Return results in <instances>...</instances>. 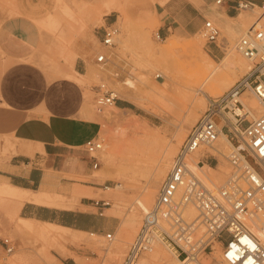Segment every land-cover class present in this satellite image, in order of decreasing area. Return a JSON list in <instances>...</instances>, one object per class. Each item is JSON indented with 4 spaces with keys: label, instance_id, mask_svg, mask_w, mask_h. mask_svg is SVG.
Masks as SVG:
<instances>
[{
    "label": "rangeland",
    "instance_id": "374dc122",
    "mask_svg": "<svg viewBox=\"0 0 264 264\" xmlns=\"http://www.w3.org/2000/svg\"><path fill=\"white\" fill-rule=\"evenodd\" d=\"M166 1L0 0V4L10 16H26L34 20V24L39 30L40 42L29 61L40 66L50 77H61L58 72L71 69L77 55L87 60L88 75L82 81V85L87 91V107L90 113L87 116L91 119L95 118L99 123V138L104 141V149L96 155L97 160H92L86 151L79 153L81 162L89 169L87 174L60 175L62 177L60 180L66 184L65 186H61L62 188L59 189L41 188L34 193L37 194L41 190L59 198L63 205H44L57 216L56 221L53 222L58 224H60L59 220L72 222V211L85 209V204L92 205L99 201L100 212L104 213L103 217L97 218L99 219L97 220V228L100 231H97V228L84 231L71 226L69 227L73 228L72 230L54 228L53 231L52 227L42 223L24 221L20 216L22 205H17L15 200L4 198L0 194V260H6L7 264H79V261L80 264L82 262L84 264H122L131 243L141 228L144 217V214L136 209L134 200L144 197L149 184L150 173L156 167L155 160L151 162L152 164L131 161L126 151L128 145L143 139L144 131L151 134L157 133L162 136L160 137L163 140L165 139L166 144H170L172 137L182 126L185 128L184 138L178 143L179 145L173 143L176 152L168 160L169 171L173 158L178 153L191 128L213 104H216L214 101L226 95L248 72H240L241 74L238 72L237 76L230 75V85L228 84L230 87L227 86L228 88L215 87L213 89L210 81L205 79L200 89L194 87L195 90H190L189 93L191 94L188 93L189 97H183L178 91L181 86H193L199 80L195 64L186 62L184 58H178L179 55H172L170 67L175 73V81L172 82L162 68L152 69L148 49L159 50L167 46L168 39L178 41L181 44L190 43V45L197 47L193 54V61L199 60L201 64L206 63L208 65L213 62L214 65L212 64V66H218L225 57L236 53V42L253 27L260 16H264V12L260 9L241 11V18L237 23H235L236 21H229L227 24H224L219 16L216 20L207 16L205 22H213L220 30V37L217 42L208 43L202 35V30L185 37L174 34L165 38L160 35V23L155 7L157 4L163 5ZM231 24L237 25L236 31L229 30ZM110 25H114L118 29V35L115 45L108 49L102 45V38L104 29ZM100 54H106L111 59V62L105 67L96 64V57ZM156 73L160 74L161 77L157 78ZM143 74H149L155 83L164 82V86H170V91L162 94H149L146 89L144 91L141 89V95H136L138 100L133 101L132 93L126 91L122 95L115 86L116 81H123L130 76ZM101 85H105L106 90L115 91L119 100H124L127 105L132 106L129 107L130 110L110 106L102 112H98L95 107V97L98 95ZM160 86L163 85L160 84ZM205 90L208 93L202 92ZM244 93L256 103L258 102L252 91L248 90ZM191 108L195 109L197 121L194 124L186 125V120H184L187 116L186 110ZM220 108L222 109V106H218V109ZM108 114L115 117L109 120ZM182 115V122L177 123L178 127L175 122ZM219 115L220 117H215V120L218 125L222 126L224 119L221 120V114L219 113ZM247 119L249 121L255 120L251 115ZM127 120H138L143 129L128 126ZM246 125L244 123L239 128L243 131ZM224 132L228 134L230 139L233 137L228 128H224ZM113 140L118 141L119 152L114 160L110 161L106 152ZM231 141L236 146L237 138ZM14 147L15 143L11 137L6 133H0V169L15 154ZM232 150V148L228 149L226 156ZM215 156H217L218 165L220 164L219 167L215 158L209 157L202 159L203 166L193 164L192 169L198 176L209 177L214 183L222 184L227 178L230 168L225 157ZM201 157V154L197 155L196 161ZM96 161L99 165L97 169H94L93 163ZM208 165L215 170L209 169ZM121 167L125 168L124 173H121L122 176L119 173ZM119 183L122 185L121 188L117 187ZM104 202H108L109 205H102ZM134 207L135 210L132 211ZM86 209L97 211V209L92 208ZM126 217L128 219L134 217L131 223L126 222L128 225L125 223ZM25 225H31L36 229L43 227L49 229L55 233L57 240L47 242L40 238L36 230L28 229ZM93 233L95 236L92 235ZM108 234L112 235L111 242L106 238ZM8 248L13 249L11 254L6 252ZM157 248L166 257V264H173L174 254L164 245H158L152 253H149L150 255L142 256L139 261L150 258L152 254L158 252ZM202 260L204 263H209L206 256H202Z\"/></svg>",
    "mask_w": 264,
    "mask_h": 264
},
{
    "label": "built area",
    "instance_id": "2783aa9c",
    "mask_svg": "<svg viewBox=\"0 0 264 264\" xmlns=\"http://www.w3.org/2000/svg\"><path fill=\"white\" fill-rule=\"evenodd\" d=\"M234 6L239 11L264 12V0H234ZM117 35L114 25L106 27L102 45L113 47ZM202 35L208 43H216L220 30L206 21ZM235 51L252 62V69L226 95L214 101L217 106L213 104L191 128L122 264H138L158 245L169 249L180 264H264V113L254 121L247 119L248 111L237 115L236 125L247 124L240 134L227 123L220 126L215 120L220 117L218 106L231 111L230 105L235 103L244 109L239 98L248 90L264 105V18L260 26L236 42ZM110 62L106 54L96 57V64L101 67ZM105 88L101 85L95 97L98 112L116 106L119 100L115 91ZM224 128L233 134L231 140L237 138V143L226 156L230 168L227 178L216 184L204 180L191 168L197 155L212 147ZM103 149L104 141L99 137L85 145L92 160H97L96 155ZM209 157L215 158L218 165L217 156L210 153L202 155L197 164L203 165L202 159ZM98 165V161L93 163L94 169ZM96 204L99 206V201ZM190 209L197 214L194 218L189 216ZM106 238L112 241L111 234ZM6 252L11 254L13 249ZM202 256L209 263H204Z\"/></svg>",
    "mask_w": 264,
    "mask_h": 264
},
{
    "label": "crops",
    "instance_id": "0c3cea01",
    "mask_svg": "<svg viewBox=\"0 0 264 264\" xmlns=\"http://www.w3.org/2000/svg\"><path fill=\"white\" fill-rule=\"evenodd\" d=\"M221 1L217 4V0H167L163 5L157 4L159 34L165 38L196 34L202 30L207 16L215 20L219 16L224 24L237 23L241 11L235 8L234 0ZM229 30L236 31L237 25L231 24ZM39 42L34 20L10 16L0 4V133L8 134L15 143V154L0 169V185L33 193L46 187L62 188L66 184L60 175L87 174L89 169L81 162L79 153L85 152L86 143L100 134L99 123L87 116L86 88L77 80L88 75L87 60L77 55L71 69L52 78L29 61ZM116 106L130 110L124 100ZM97 206L95 202L72 211L74 227L84 231L96 229L97 218L104 216ZM20 216L39 221L57 218L50 209L33 202L21 206ZM0 264H7L6 260H0Z\"/></svg>",
    "mask_w": 264,
    "mask_h": 264
},
{
    "label": "bare ground",
    "instance_id": "6f19581e",
    "mask_svg": "<svg viewBox=\"0 0 264 264\" xmlns=\"http://www.w3.org/2000/svg\"><path fill=\"white\" fill-rule=\"evenodd\" d=\"M262 19H263V16H260L257 19V21L254 23V25H253V27L251 29H253L254 27L260 26V22H261ZM167 41H168L167 46H165L163 48H160L159 50L148 49V54H149V58L150 59L147 58V57L146 58L149 59L150 61H152L151 62L152 66H153L152 69L153 68H162V70H164L165 73H167L168 78L172 82L175 81L174 70H173L172 67H170V62H171L170 61V57L172 55H175V56L179 55L178 58H181V59L184 58L186 62L195 64V66L197 68V71H198V74H199V80H198L196 85H193V86H181L180 89L177 88V89H179L178 91L182 94L183 97H189L188 93L191 92L190 90H195L194 87L197 88V89H200L202 87V83L204 82L205 79L207 81H210L211 85L213 86V89L215 87L228 88L227 86L230 85V83H229L230 75H232V76L236 75L238 72L239 73L240 72L244 73L245 71L249 72L252 69V66H253L252 62L250 60L246 59L245 57L240 55L238 52H236L237 54L233 53L230 56L225 57L218 66H212V64L214 65L213 62H211V65H208L206 63H204V64L202 63L201 64V61H199V60L198 61H196V60L193 61V58H194L193 54L196 51L197 47H195L193 45H190V43L189 44H181L178 41L171 40V39H168ZM151 76H152V74H151ZM156 77L159 78V77H161V75L157 74ZM84 79H85V77L81 76L77 80L79 82H82ZM157 83H155V82H153L151 80L149 74H145V75L143 74V75H137V76H130V77H128L127 79H125L123 81H116V83H115L116 85L115 86H116V88L118 90H120V93L122 95L125 94L126 91H129L128 93H132L134 97H132L131 95H130V97H132L133 101H137L138 100L137 96L141 95V92H140V91H142L141 89H143V91H144V89H146L147 91H149V94H151V93H153V94H162V93H165L166 91L167 92L170 91V86H168V85L164 86V82L158 81ZM160 84L163 85V86H160ZM210 90H211V88H210ZM202 92L208 93L207 90L202 91ZM118 94H119V92H118ZM189 94H191V93H189ZM201 100H203V99H201ZM239 101L244 106V109H242L241 107L237 106L235 103H232L230 105L231 111L226 112V111H224V108H222V109L220 108L221 110H219V113L221 114V117H222L221 120L224 119V120H222L223 121V126L227 123L233 130L236 131L237 134L242 133V130L239 128L238 125H236L237 115H243L245 111H248L250 113V115L253 117V119H257L261 114L264 113V105L262 103H260L258 100H257L258 102L256 103L251 98H249L247 96V94H245V93H243L240 96ZM187 102L189 103V101H187ZM201 104H200V106H201ZM186 114H187V116L184 119V120H186V125L194 124L197 121L196 112H195L194 108H191L188 111L186 110ZM114 117L115 116H113L111 114L107 115V118L109 120L114 118ZM182 118H183V115L176 119V122H175L176 126L179 127V125L177 123L180 124L182 122ZM126 124L128 126L135 127L136 129H143V126L138 122V120H127ZM184 129L185 128H183L182 126L179 128V130L172 137V143L170 142V144H166L167 142L166 143L164 142L165 139L163 140L161 138L162 137L161 135H160L161 136L160 137L159 134H157V133L156 134H151L149 132H145L144 131L143 132L144 133V138L140 139V140H136L133 143H130L128 145L127 149H126L127 156L129 155V159L131 161H134V162H137V163L147 162L148 164H150L154 160L156 161V167L154 166L155 168L150 173L151 175L149 174L150 175V179H149V176H148L149 184H148V186H147V188L145 190L144 197L142 199L141 198H136L134 200V205H135L136 209L141 211L142 214H145L150 209V206H152V204L155 201V198H156V195H157V192H158V188H159L160 184L162 183V181H164L166 173L168 172V168H169L168 160H169L170 156H172L176 152V147L174 146L173 143L178 144V143H180L182 141V139L184 138ZM230 148L235 149L236 146L233 145V143H232L231 139L229 138L228 134L224 133V131H221L217 142L212 147L206 148L205 151H201L200 154L201 155H205L206 153H210L212 155H218V157H220V158H224V157L226 158V154L228 152V149H230ZM118 149H119L118 141L117 140H113L112 143H111V146L108 148V151L106 152L107 153V158L110 161L114 160L115 156L119 152ZM197 163L198 162L195 159L193 161V164H195V166L196 165L198 166ZM121 164H123V163H121ZM123 165L125 166V164H123ZM153 165H155V164H153ZM199 165H202V164H199ZM203 165H204V163H203ZM219 165H218V167H219ZM207 167H209V169L215 170V168H212L209 165ZM126 168H127V166H126ZM120 169L121 170H120L119 173L120 174L124 173V169L125 168L121 167ZM121 176H122V174H121ZM126 177H127V174H126ZM203 179L208 181V182H213L209 177L208 178H203ZM127 181H129V180H127ZM117 187L121 188L122 185L119 183L117 185ZM0 194L4 198H11V199L15 200L17 202V205H20V204L23 205L25 202H33V203H36V204H39V205H45V206H51V205L60 206V205H63L60 202L58 197L51 196L50 194H48V193H46L44 191H40L39 193L34 194L31 191L22 190V189H20L18 187L5 185V184L0 185ZM135 207L132 208V211L135 210ZM135 214L136 213H134V215ZM196 215H197L196 212L193 209H190L189 216L191 218H194ZM133 218L125 219V223L126 222H130L131 223ZM21 219H23L24 221H27V222L36 221L38 223H42L44 225H47L48 227H52L53 231H54V228L55 229H66V230H72L73 229V228H71L69 226L61 225V224H58L57 222H53V221H39V220L24 219V218H21ZM25 227H27L28 229L36 230L37 234H39L40 238H42L43 240H45L47 242H51V241H56L57 240L55 233H53V231H51L49 229H46L44 227L41 228V229H36L33 226H31V225H25ZM92 235L95 236L94 233ZM157 251L158 252L152 254L150 256V258H148V259L144 258V259L140 260L138 264H166V262H167L166 257L160 253L161 250H160V252H159V249ZM174 257L175 258L173 260L174 261L173 264L180 263V260L175 255H174ZM82 263L84 264V262H82ZM79 264H80V261H79Z\"/></svg>",
    "mask_w": 264,
    "mask_h": 264
},
{
    "label": "trees",
    "instance_id": "16d2710c",
    "mask_svg": "<svg viewBox=\"0 0 264 264\" xmlns=\"http://www.w3.org/2000/svg\"><path fill=\"white\" fill-rule=\"evenodd\" d=\"M129 107H132L131 105H128ZM56 217H53L52 218V221H56ZM60 221V224H63V225H66V226H71V227H74L75 224H73L72 222H67L65 220H59Z\"/></svg>",
    "mask_w": 264,
    "mask_h": 264
}]
</instances>
